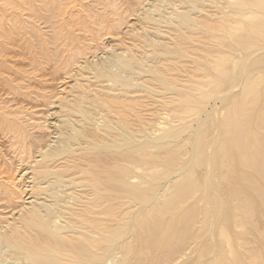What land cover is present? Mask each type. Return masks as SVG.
<instances>
[{
  "label": "rangeland",
  "instance_id": "rangeland-1",
  "mask_svg": "<svg viewBox=\"0 0 264 264\" xmlns=\"http://www.w3.org/2000/svg\"><path fill=\"white\" fill-rule=\"evenodd\" d=\"M68 1L71 10H79L74 6L75 0ZM80 1L89 10H96L91 0ZM153 1L145 2L144 11ZM56 2L0 0V42H7V37L17 43L48 41L53 30L36 17L50 16L48 7ZM28 9L38 10V15L30 17ZM216 10L209 13L212 23L219 19ZM141 13L116 29L115 34L105 33L96 42H83L92 48L87 55H79V64L70 75L59 71L41 80V92L55 97V106L48 110L41 102L32 101L34 109L24 108L25 112L35 113V120L30 121L37 127L33 132L43 136L49 132V125H60L65 114L63 106L73 102L80 86L87 90L85 96L96 99L93 103L97 107L92 103L81 112L96 117L98 129L88 126L89 120L82 113H75L74 119L87 122L79 130L83 136L79 140L82 168L98 170L104 182L108 171L125 166L130 186V191H121L117 180L111 199L113 211L96 218L97 224L104 225L97 238H102L106 230L113 233L110 248L103 239L97 242L103 264H264V12L252 21L263 37L247 36V48L226 39L221 42L226 45L222 55L221 43L192 31L173 36V40L160 38L155 30L145 32L138 18ZM257 21L263 22V28ZM139 33L145 37L141 43L148 41L152 46L145 50L135 47L133 42ZM243 34L246 36V31ZM132 57L133 69H123L115 62L131 61ZM219 60L225 64L215 68ZM111 61L116 63L111 68L113 73L102 81H95L89 70L82 69L85 64L95 66ZM5 65L17 69V59L5 61ZM81 71L89 75L83 76ZM108 78L112 79L110 83ZM243 104L248 109L246 116L238 119L245 129L243 138L254 141L250 150L241 154L229 125L230 115ZM187 106L193 109L189 114L184 113ZM54 112L58 114L54 116ZM56 141L53 139L51 146ZM4 154L2 149L0 155ZM124 154L132 157L120 163ZM4 159L7 163L8 159ZM15 171L16 181L12 183L23 186L27 170L19 167ZM26 184L24 190L30 185ZM32 202L34 199L24 196V200L16 201L12 213H1L0 233H8L17 225L18 228ZM177 202L180 204L175 208ZM42 203L44 200L36 204ZM45 203L50 205L48 199ZM172 204L175 209L169 211ZM71 227L70 233L78 231V225ZM4 248L0 264H26L15 259L12 247Z\"/></svg>",
  "mask_w": 264,
  "mask_h": 264
},
{
  "label": "bare ground",
  "instance_id": "bare-ground-1",
  "mask_svg": "<svg viewBox=\"0 0 264 264\" xmlns=\"http://www.w3.org/2000/svg\"><path fill=\"white\" fill-rule=\"evenodd\" d=\"M55 1L58 3L48 7L47 12H51L50 16L42 17L38 15V10H27L30 17L38 15L36 18L50 24L53 34L48 41L37 42V44L30 41L17 43L7 37V42H0V153H2V149L5 153L3 156L0 155V214L12 213L16 209V201L24 200V196L31 200L34 199L31 204L32 208L21 216L18 228L17 225L14 230H10L11 232L8 233L1 231L0 254L6 246L13 248L16 260H21L26 264H103L105 261L97 251V242L103 239L110 248L114 242L111 238L113 233L106 230L102 238H97L104 225L97 224L96 218L101 213L110 215L113 211L111 199L115 196L114 183L117 180L121 185V191H130L128 169L125 166L114 167L116 170L108 171L106 180L101 182L98 170L88 168L85 171L82 168L83 152L79 140L83 136H80L81 131L79 130L87 125V122L84 118L86 124L82 122V118L79 121L74 119L75 113H82L85 119L89 120L88 126L91 125V128L98 129L99 127L96 117L92 118L85 111L81 112L83 108H86V105H88L87 107L93 106V102H97L95 98L85 96L87 90L82 86H80V91L74 92L77 95L75 94L74 99L72 98L73 102L72 100L68 101V105L63 106L65 114L58 108L64 114H62L64 120H59L60 125H49L47 127L49 132L46 131L47 134L43 136L33 132L37 127L30 124V121L35 120V113L25 112L24 108L32 106L31 103H35L32 101L41 102L48 110L55 106V103L52 102L55 97L49 98L41 92L44 90L41 87L43 83L41 80L49 76L52 77L59 71H63L64 75H70L74 66L79 62V55L84 52L87 55V51L92 48L85 46L83 42H96L97 38L102 37V34L105 35V33L115 34L116 29L127 25L128 20L137 17L139 12H142L138 18L143 30L145 32L155 30L156 35L160 38L166 37L173 40V36L178 37L184 32L192 31V34H201L206 39L210 38V41L212 38L215 39L217 44L225 42L226 39L235 40L239 42L240 47L247 48L245 47L248 44L247 36L254 38L257 35L259 37L264 35L259 34L260 32L254 26L256 23H253V19H256L261 10L264 12V0H215V2H212L213 0H154L152 4L148 3L150 8L146 11L143 6L148 0H91L96 8L93 11L92 8L89 10L87 8L89 6L80 0L74 1V6L79 10L74 8L71 10L69 5L72 4H69L68 0ZM213 8L219 11L218 13L214 12L219 17L215 23L211 22L213 16L209 15ZM227 8L229 11L226 10ZM242 8L245 10H241ZM256 9L259 10L256 12ZM180 10H184V12H180ZM172 15L173 17H171ZM249 19H252L250 20L251 24L248 23L250 21L246 23ZM262 23V21L260 23L257 21L261 28L264 27L261 26ZM244 29L247 33L246 36L241 35L245 33ZM142 40H145V37L139 33L138 39L133 42L137 44L135 47L145 50L152 46L148 41L141 43ZM219 46H223L219 53L222 55L226 45L221 43ZM134 55L132 53V56ZM10 59H17V69H15V65H13L15 68L5 65V61ZM130 60L115 62L121 64L120 67L123 69H130L133 66L134 58L132 57ZM115 62L111 61L106 64L103 62L95 66L85 64L82 69L89 70V74L93 75L92 79L95 81H102L107 75L113 73L111 68L116 66ZM224 64L225 62L219 60L215 68H220ZM81 72L83 76L88 74L84 71ZM59 79L64 80L63 78ZM108 79V83H110L112 79ZM37 85L39 86L38 90H36ZM96 95L95 97H97ZM95 106L97 107V104ZM95 106L92 108L95 109ZM32 107L34 109V106ZM187 107L184 109V113L189 114L193 109ZM247 112V106L243 104L230 115L232 116V119L230 118L232 122L229 125L230 134L237 140L236 145L241 154L250 150L254 141L251 140V137H249L251 141L243 138L245 129L238 120L241 117L244 118ZM55 114L58 112H54L53 115L55 116ZM23 119L25 120L22 121ZM53 139H57V141L54 146H51ZM5 157L8 159L7 163ZM121 157L123 158L119 162L126 163L132 156L124 154ZM37 158H41V160L37 161ZM245 159L248 163L247 158ZM19 167L22 170H27L24 175V183H21L23 186H16L12 183V181H16L17 171L15 170ZM30 175L31 177H29ZM28 179L31 182H27ZM26 183L30 185L24 190ZM89 188L91 189L87 192L85 189ZM47 199L50 205L45 203ZM39 200H44V203L36 204ZM178 202L174 204V207L180 204ZM102 207H104L103 210ZM174 207L172 204L167 209L172 211L178 205ZM153 215L156 216V214ZM72 224L78 225V231L75 233L69 231L72 229ZM79 232L81 235L77 237L76 234Z\"/></svg>",
  "mask_w": 264,
  "mask_h": 264
}]
</instances>
